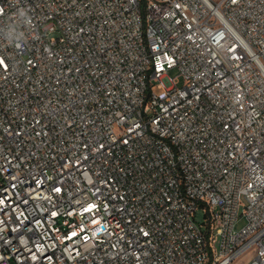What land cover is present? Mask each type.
Listing matches in <instances>:
<instances>
[{"label":"built area","instance_id":"1","mask_svg":"<svg viewBox=\"0 0 264 264\" xmlns=\"http://www.w3.org/2000/svg\"><path fill=\"white\" fill-rule=\"evenodd\" d=\"M251 250L264 264V0H0V264Z\"/></svg>","mask_w":264,"mask_h":264},{"label":"rangeland","instance_id":"2","mask_svg":"<svg viewBox=\"0 0 264 264\" xmlns=\"http://www.w3.org/2000/svg\"><path fill=\"white\" fill-rule=\"evenodd\" d=\"M179 74V70L177 67L171 68L168 71V76H167V80H169V78L171 77H177ZM179 81H180V85H182L184 83V79L183 77H179ZM198 218L201 219L203 217L202 211L198 212ZM244 224V220L241 219L239 222V227H241ZM220 243V239H217V244ZM256 252L254 250L249 251L248 253L244 254L243 256H241L240 258L234 260L231 264H248L250 262V260L253 258V256H255Z\"/></svg>","mask_w":264,"mask_h":264}]
</instances>
